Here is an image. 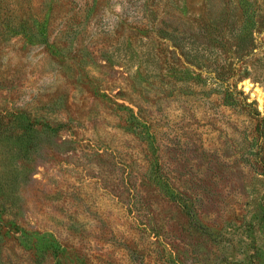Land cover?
I'll return each mask as SVG.
<instances>
[{"label": "rangeland", "instance_id": "374dc122", "mask_svg": "<svg viewBox=\"0 0 264 264\" xmlns=\"http://www.w3.org/2000/svg\"><path fill=\"white\" fill-rule=\"evenodd\" d=\"M0 264H264V0H0Z\"/></svg>", "mask_w": 264, "mask_h": 264}]
</instances>
